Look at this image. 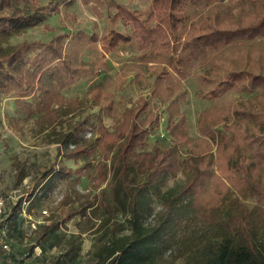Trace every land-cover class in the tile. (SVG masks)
<instances>
[{
	"label": "trees",
	"instance_id": "1",
	"mask_svg": "<svg viewBox=\"0 0 264 264\" xmlns=\"http://www.w3.org/2000/svg\"><path fill=\"white\" fill-rule=\"evenodd\" d=\"M18 2L0 0V93L16 95V103L27 118L36 115L40 128L46 129L56 126L60 115L57 107L53 108L55 103L62 106L64 102L58 91L86 79L91 83L88 93L97 95V102H101L96 118L99 125L85 117L75 125L70 123L69 131L64 133L53 128L55 142L69 159L92 155L95 151L86 146L83 137L90 126L99 136L94 143L100 151H116L111 167L115 206L103 202V209L109 219L117 213L128 215L130 234L117 238L112 234L111 241L97 251L96 264H160L174 229L184 220L180 211L173 208L176 199L188 198L187 207L197 216L206 211L205 219L235 193L243 200L254 196L253 208H231L227 224L218 225L212 218L211 222L220 226L216 239L194 247L195 253L185 264H264V244L258 238L264 229V0H151V10L145 17L117 0H82L86 5L92 4L98 17H103V9L110 24L120 23L122 29L57 33L49 41H24L4 47L2 42L40 22L39 14L29 15L17 9L14 5ZM52 10L58 11L57 7ZM134 40L139 43L138 51L144 52L141 60L149 63L147 68L155 79L150 95L139 97L136 104L126 109L115 132L109 133L100 120L103 115L117 119L119 109L106 99L109 95L105 85L113 80L106 58ZM97 44L101 49L98 55L88 49ZM84 54L96 58L85 61ZM198 68L199 96L210 102L225 101L201 113L197 128L201 138L190 147L194 141L186 134L187 119L180 110V103L185 100L180 83ZM234 92L253 98L228 102L226 99ZM158 103L167 104L166 131L172 138L171 145L155 141L149 151H144L149 134L161 122ZM72 110L70 107L67 113ZM182 147L188 150L184 158ZM213 148L223 157L217 163L211 153L204 154ZM200 154H204V159ZM95 166L99 184L107 178L108 170L102 162ZM89 167L86 164L84 169ZM131 170L142 175L144 181L133 184ZM179 171L185 176V183L162 196L165 210L145 226L140 221L139 198L147 195L149 186H159ZM50 172V180L38 192L50 193L56 185L53 178L81 174L82 170H48L43 175ZM22 176L19 171L17 180ZM33 191L30 199H25V207L23 200L14 205L10 221L14 223L24 211L29 215L40 204L42 197ZM93 204L85 199L73 211L59 212L39 226L33 246L66 226L75 215L86 218L87 209ZM74 248L71 244L48 264H61Z\"/></svg>",
	"mask_w": 264,
	"mask_h": 264
},
{
	"label": "rangeland",
	"instance_id": "2",
	"mask_svg": "<svg viewBox=\"0 0 264 264\" xmlns=\"http://www.w3.org/2000/svg\"><path fill=\"white\" fill-rule=\"evenodd\" d=\"M117 1L131 10H136L142 17L151 10V0ZM91 5L84 4L82 0H19L14 6L29 15L39 14L40 22L32 28L13 35L8 41L2 42V45L6 47L24 41H49L54 34H74L78 30L100 33L112 27L122 29L120 23L110 24L104 17L106 12L103 9H101L103 17H98ZM53 7H57L58 11L52 10ZM138 46V41L134 40L131 45L122 46L116 52L107 55L106 61L111 68L110 77L113 80L109 86L105 85L104 90L109 95L106 98L108 102H112L119 109L117 119L103 115L100 120L109 133L115 132L121 123L120 116L126 109L136 104L139 97H146L151 93L150 86L154 82L155 75L147 68L149 63L141 60L144 52L140 53ZM88 49L97 55L101 51L99 44L91 45ZM95 58V55L92 57L84 54L82 60ZM200 72L201 68L196 69L192 77L180 83L181 90L185 93V100L180 103V110L187 119L186 134L194 141L190 147L195 146L197 144L195 141L201 138L197 130L201 113L211 105H222L225 101L223 99L210 102L199 96ZM100 80L99 77L96 82L99 83ZM90 84L86 79L78 80L58 91L59 97L64 101H62L63 105L59 106L55 103L52 106L54 109L57 107L60 115H57L56 126L46 129L40 128V124L36 122V115L27 118L25 111L16 103V95L12 92L8 95L0 93V197L3 198L5 212L0 221L2 222L0 224V264H48L59 254L65 253L71 244H74L75 248L72 252L66 253L61 264H96L97 251L103 243L111 241L112 234L116 238L130 234L128 215L117 213L113 219H109L108 213L103 209V202L108 203L110 207L115 206L111 195L113 182L111 167L115 159V149L109 148L108 152L100 151L94 143L99 136L90 130L89 126L83 137H86V146L92 147L95 153L69 159L55 142L52 132L53 128L55 132L69 131L70 123L75 125L85 117H90V122L93 124L98 122L96 118L101 102H97V95L88 93ZM250 98H253L252 95L234 92L226 100L228 102L231 99L246 101ZM25 100L32 101L31 98ZM78 102L81 103L75 105ZM159 105L162 112L161 122L149 134L144 151H149L155 141L171 145L172 138L166 131L167 104ZM70 107L73 110L67 113ZM72 148L73 145L68 150L71 151ZM181 149V157L184 158L188 150L184 147ZM209 153L212 154L216 163L223 159L215 148L208 153L205 151L204 154ZM204 154H200L203 155V159ZM101 162L105 164L108 174L104 181L97 184L98 170L95 165ZM86 164L90 167L84 169ZM58 169L68 171L77 169L82 170V173H74L66 178L57 176L52 180L56 185L50 193L38 192L53 173L50 172L45 176L43 174L48 170L56 172ZM19 171L23 173L20 181L17 180ZM129 176L133 184L144 181L142 175H137L135 170H131ZM185 180V176L179 171L174 177H166L159 186H149L147 195L139 198L141 223L145 226L152 224L157 215L165 210L162 196H167L171 189L182 187ZM32 191L42 197L40 204L33 207L29 215L24 211L23 215L17 216V220L13 223L9 219L14 214V205L23 200L22 206L25 207L27 205L25 199H30L29 193ZM85 199L94 203L87 209L86 218L75 215L66 222V226L59 228V231L55 233H50L40 244L33 246L35 232L39 226L52 220L59 212L73 211ZM102 199L104 201L101 202ZM255 201L256 198L252 195L249 199L243 200L236 193L231 194L227 196L219 209L211 211L210 217L204 219L207 212L195 215V212L187 207L188 198L176 199L173 208L180 211L184 220L174 229L173 238L164 249L160 264H185L188 257L195 253L194 247L216 239L220 226L211 222L212 218L215 217L218 225H220L219 222L227 224V213L231 208L235 207L239 210L243 206L249 211L253 208ZM43 211H47V214ZM258 235L259 240L264 244V229ZM3 245H6V248Z\"/></svg>",
	"mask_w": 264,
	"mask_h": 264
},
{
	"label": "built area",
	"instance_id": "3",
	"mask_svg": "<svg viewBox=\"0 0 264 264\" xmlns=\"http://www.w3.org/2000/svg\"><path fill=\"white\" fill-rule=\"evenodd\" d=\"M4 204H3V198L0 197V218L4 214ZM44 214H47V211H43ZM4 248H6V245H3Z\"/></svg>",
	"mask_w": 264,
	"mask_h": 264
}]
</instances>
